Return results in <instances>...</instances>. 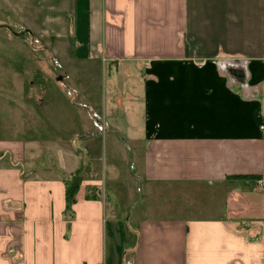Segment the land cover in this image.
<instances>
[{
  "label": "crops",
  "instance_id": "obj_1",
  "mask_svg": "<svg viewBox=\"0 0 264 264\" xmlns=\"http://www.w3.org/2000/svg\"><path fill=\"white\" fill-rule=\"evenodd\" d=\"M2 1L62 75L0 107V264H264V0Z\"/></svg>",
  "mask_w": 264,
  "mask_h": 264
},
{
  "label": "rangeland",
  "instance_id": "obj_2",
  "mask_svg": "<svg viewBox=\"0 0 264 264\" xmlns=\"http://www.w3.org/2000/svg\"><path fill=\"white\" fill-rule=\"evenodd\" d=\"M7 7L0 0V107L2 124L6 115L9 114L7 112L9 109H12L17 117L20 113L27 111L28 106L33 109L37 100L45 98L46 85L55 83L56 77L62 75L54 66L57 64L55 61L58 62L57 59L54 61L51 59L42 45L43 43L25 31L22 26L17 25L16 20L13 19L14 23L8 21L5 15L9 14L10 10ZM4 23L6 25H3ZM67 78L65 81L62 79V85L68 83ZM12 123L17 124V122ZM110 159L111 155L108 153V160ZM117 166L121 176L126 177L124 165L119 162ZM135 195H138L136 189Z\"/></svg>",
  "mask_w": 264,
  "mask_h": 264
},
{
  "label": "trees",
  "instance_id": "obj_3",
  "mask_svg": "<svg viewBox=\"0 0 264 264\" xmlns=\"http://www.w3.org/2000/svg\"><path fill=\"white\" fill-rule=\"evenodd\" d=\"M82 184V178L80 175H76L73 179L66 184V203L67 212H71L73 206L75 205L77 199V194Z\"/></svg>",
  "mask_w": 264,
  "mask_h": 264
},
{
  "label": "built area",
  "instance_id": "obj_4",
  "mask_svg": "<svg viewBox=\"0 0 264 264\" xmlns=\"http://www.w3.org/2000/svg\"><path fill=\"white\" fill-rule=\"evenodd\" d=\"M261 130L264 131V127H262ZM257 186H258V188L263 189L264 188V180H259L257 182Z\"/></svg>",
  "mask_w": 264,
  "mask_h": 264
}]
</instances>
